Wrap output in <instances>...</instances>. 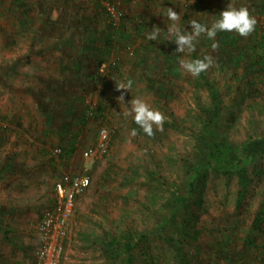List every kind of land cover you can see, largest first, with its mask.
<instances>
[{
    "label": "rangeland",
    "instance_id": "rangeland-1",
    "mask_svg": "<svg viewBox=\"0 0 264 264\" xmlns=\"http://www.w3.org/2000/svg\"><path fill=\"white\" fill-rule=\"evenodd\" d=\"M109 2L117 8L118 28L111 27L114 17L105 0H0V158L16 156L12 173L0 182V204L12 209L4 225L13 239L0 234V264H33L36 225L52 201L54 183L78 173L91 176V184L77 201V226L66 239L62 264H123L124 252L112 256L99 236L152 228L156 233L149 245L141 243L134 251L136 264H155L153 259L159 264H264V223L249 235L264 200V0ZM230 3L256 17L251 35L218 32L215 51L213 41L202 35L195 51H176L167 32L168 7L181 17L177 26L191 31L190 19L210 26ZM44 9L58 16L60 25H47ZM154 26L160 37L151 41L147 35ZM108 32L115 36L111 46H106ZM205 55H212L215 65L203 73L222 93L225 131L242 148L251 184L237 207L235 175L208 172L199 179L198 174L192 179L200 180L197 199L171 220L162 199L170 184L178 190L186 184L184 164L192 165L197 128L210 104L203 73L194 77L179 61ZM129 79L133 88L119 103L116 81ZM133 97L166 120H178V126L164 123L162 131L154 126L149 137L125 114ZM56 99L62 100L57 104ZM64 102L74 104L76 115L61 114ZM65 121L67 131L61 133ZM103 125L113 133L110 152L88 160L83 152ZM179 222L189 224V232ZM168 234L181 240L180 258Z\"/></svg>",
    "mask_w": 264,
    "mask_h": 264
},
{
    "label": "trees",
    "instance_id": "trees-1",
    "mask_svg": "<svg viewBox=\"0 0 264 264\" xmlns=\"http://www.w3.org/2000/svg\"><path fill=\"white\" fill-rule=\"evenodd\" d=\"M105 9V8H104ZM43 13L46 15L45 23L51 26L60 25V20L53 12H46L45 9ZM55 15V16H53ZM111 15V14H110ZM111 17H113L111 15ZM111 27L118 28L120 24L117 22L114 23V18L111 19ZM115 25V26H114ZM115 39L113 32H108L106 46H111ZM117 40V37H116ZM77 66V65H76ZM205 79V86L207 87L210 94V104L206 106L203 110V116L201 118V124L197 128L194 144V159L192 165L188 162L184 164V171L186 174V184L184 187H181L177 184H170L167 189L169 193L164 196L162 199V204L166 205L168 208V219H176V216L188 210L187 204L191 198L197 199L199 194V181L193 182V177L201 174L199 179H203L208 172L215 174L225 173L228 175H235L238 183L237 189V199L236 206L240 207L243 201L246 199L249 187L251 184V176L249 171L248 163H245V159H240L242 148L239 144L232 142L225 131V125L228 121L227 116L225 115V105L222 97V93L218 87L217 82L207 80V76L203 73ZM59 104V101L62 99H56ZM65 103V102H64ZM63 103V108L61 114L76 115L74 104ZM60 114V113H59ZM231 119L234 117L235 112L233 111V106L228 113ZM67 121L63 126V129L60 130L67 131ZM167 126L173 125L174 127L178 126V120L170 121L165 120ZM113 133L111 131V141L112 143ZM244 148L246 146L244 145ZM264 150V149H263ZM73 152V147L70 150V153ZM16 156L14 154H6L0 158V182L5 180L8 175H10L15 168ZM89 176V175H88ZM90 182H91V176ZM91 184V183H90ZM53 204V200L48 206ZM12 209L10 207L0 204V234L10 242H13L9 232L10 229L8 225H4V220L6 215H10ZM176 221L177 220H173ZM180 223V222H179ZM264 223V200L259 205L255 220L251 226V231L249 235H252L254 231H258L262 228ZM181 230L189 232L190 225L183 222L180 223ZM156 233V228L146 229V230H125L121 235H112L104 234L100 237V244L108 248L112 256H116L119 253L124 252V263L123 264H136V257L134 256V251L142 243L143 246H148L150 243V236ZM166 240L171 243L177 249V258H180L182 255V242L179 238L168 234ZM144 247L143 249L146 254H150V251ZM152 255H150L151 257ZM153 258V256H152ZM152 261L155 264L158 263V259H153Z\"/></svg>",
    "mask_w": 264,
    "mask_h": 264
},
{
    "label": "clouds",
    "instance_id": "clouds-1",
    "mask_svg": "<svg viewBox=\"0 0 264 264\" xmlns=\"http://www.w3.org/2000/svg\"><path fill=\"white\" fill-rule=\"evenodd\" d=\"M180 18L179 13L174 11L173 8L168 7L166 19L172 22L167 28L169 40L175 41L178 45L176 51L181 53L185 52V50L189 53L195 51V44L202 35H206L209 40L213 41L211 49L215 51L219 48V42L216 40L218 32H236L241 37L247 38L255 31L258 23L256 17L251 14L247 7L241 6L236 8L231 3L228 4L226 10L220 13V18L212 22L210 26L196 19H190L191 31H182L176 24ZM159 37L160 28L158 26H154L147 35V39L151 41H156ZM171 37L175 39H171ZM179 64L182 70L194 77H198L201 73L213 67L215 61L212 55H205L203 58L194 60L181 59ZM132 88L133 81L131 79L127 80L126 83L116 81V90L121 92V95L117 97L119 103L125 101L126 92L131 91ZM129 103L131 107H129V111L125 114L132 115L135 123L142 128L145 134L153 137L155 135L154 126L156 130H163L166 117L162 112L152 108L140 97H133ZM131 135L136 136L137 131L133 129Z\"/></svg>",
    "mask_w": 264,
    "mask_h": 264
},
{
    "label": "built area",
    "instance_id": "built-area-1",
    "mask_svg": "<svg viewBox=\"0 0 264 264\" xmlns=\"http://www.w3.org/2000/svg\"><path fill=\"white\" fill-rule=\"evenodd\" d=\"M108 12L118 22V11L114 4L105 0ZM111 130L108 125L101 126L95 143L88 146L84 158L88 160L101 159L110 152ZM60 152L59 148L55 153ZM90 177L87 174H65L54 183L53 204L47 206L36 225L38 237L33 264H62L65 257L66 239L77 226L75 220L77 201L84 195L90 186Z\"/></svg>",
    "mask_w": 264,
    "mask_h": 264
},
{
    "label": "flooded vegetation",
    "instance_id": "flooded-vegetation-1",
    "mask_svg": "<svg viewBox=\"0 0 264 264\" xmlns=\"http://www.w3.org/2000/svg\"><path fill=\"white\" fill-rule=\"evenodd\" d=\"M259 145V144H258Z\"/></svg>",
    "mask_w": 264,
    "mask_h": 264
}]
</instances>
